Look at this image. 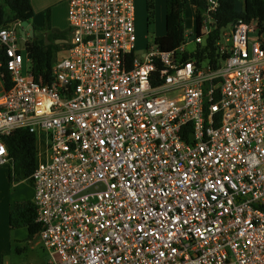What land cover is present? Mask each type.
Here are the masks:
<instances>
[{"label":"built area","instance_id":"obj_1","mask_svg":"<svg viewBox=\"0 0 264 264\" xmlns=\"http://www.w3.org/2000/svg\"><path fill=\"white\" fill-rule=\"evenodd\" d=\"M219 6L139 53L135 0H68L51 84L25 69L21 22L0 28V167L17 129L42 142L47 264H264V28L220 26Z\"/></svg>","mask_w":264,"mask_h":264},{"label":"trees","instance_id":"obj_2","mask_svg":"<svg viewBox=\"0 0 264 264\" xmlns=\"http://www.w3.org/2000/svg\"><path fill=\"white\" fill-rule=\"evenodd\" d=\"M155 0H147V25L149 26L154 15ZM217 18L220 26L243 19L247 22L255 21L259 27L264 28V0H244L243 10H238L237 0H219ZM196 7V17L207 8L208 0H166L165 34L157 36L154 42L163 50L171 51L177 48L184 40L185 25L184 11L186 4ZM35 17L31 0H1L0 2V28L9 27L18 22ZM46 27L50 29L48 42L41 43L34 34L26 41L27 57L30 60L31 71L37 81L51 84L54 80L53 64L58 53L67 49V40L70 30H56L51 28L50 10L45 14ZM212 49L214 50L213 44ZM0 79L6 88L13 86L11 73L7 68V59L0 45ZM13 166L10 168V180H26L33 185L32 175L38 160L37 137L27 128L17 129L12 135L5 138ZM10 225L17 229L25 226L29 239H34L41 231L42 225L37 220V210L34 202L29 201L23 207H17L10 216ZM26 246L17 247L18 252Z\"/></svg>","mask_w":264,"mask_h":264},{"label":"rangeland","instance_id":"obj_3","mask_svg":"<svg viewBox=\"0 0 264 264\" xmlns=\"http://www.w3.org/2000/svg\"><path fill=\"white\" fill-rule=\"evenodd\" d=\"M138 1L135 0L136 4V26H137V50L139 53L145 51L147 47L154 46V39L157 36H162L165 33V11L163 12L161 9H156L154 7V15L151 20L150 25H147V9L139 8ZM155 3V2H154ZM237 8L238 10H243L244 8V0H237ZM146 10V16L144 17V12ZM33 23L36 25L35 35L37 38L42 40V42L46 43V34L43 33V20L45 19V14L47 10L44 12H36ZM54 12V11H53ZM195 14V10L192 4L188 3L185 6L184 11V25L186 30V37L190 35L191 30H193L195 26V19L193 15ZM57 28L58 30L65 31L68 30V22H67V8L65 9L63 6L57 8L55 11ZM32 21V20H31ZM254 25H257L255 22ZM44 34V35H43ZM19 35L21 37V44L24 45L26 36H29V33L23 29L19 28ZM253 34L251 37H254ZM193 45H189L188 48H193ZM25 57V69L28 66L27 62V52L26 49L23 51ZM66 55V48L63 46V50L58 53V58H62ZM3 89L2 81L0 80V93ZM39 152L42 151L43 146L42 142H39ZM42 158V156L40 157ZM5 168L12 167L11 165L3 166ZM7 169V170H8ZM10 180V179H9ZM17 180L13 179L10 181L9 189L5 186L0 188V251L6 250L7 254L4 256V260H2L3 264H47L50 260L49 251L43 247L42 242L38 236H35L34 239H29L28 230L25 229L24 226L19 227L17 229H11L9 223V216L7 214V203H8V194L9 192L18 195V188L14 185ZM31 184L27 182V187L24 186V190L22 192L28 195L30 193L29 185ZM12 185V187H11ZM12 189V190H10ZM28 191V192H27ZM2 236V237H1ZM18 239V240H17ZM26 246V248L18 252L17 247Z\"/></svg>","mask_w":264,"mask_h":264},{"label":"crops","instance_id":"obj_4","mask_svg":"<svg viewBox=\"0 0 264 264\" xmlns=\"http://www.w3.org/2000/svg\"><path fill=\"white\" fill-rule=\"evenodd\" d=\"M137 1H138L137 3H138L139 8H141V6H142V8L147 9V0H137ZM0 2H1V0H0ZM31 2H32V6H33L34 10H36V12H44L45 10H50L51 28L58 30L57 23H56V20H58V19L56 18L55 11L57 10V8L63 6L65 9L67 8V12H68V0H31ZM155 6H156V9L162 8V10L164 12V10L166 8V0H155ZM192 6L195 10V14L193 15V18L196 20V7L194 5H192ZM143 15H144V17L146 16V10H145ZM34 18L32 19V21H30V23L34 26V34H35L36 25L33 23ZM165 19H166V11H165ZM67 22H68V18H67ZM42 29H43V33L45 32V34H46V43H47L48 42L47 36L49 34L50 29L48 27H46L45 19L43 20ZM68 29H69V23H68ZM40 42L44 44L45 40H44V42H42V40H40ZM38 146H39V144H38ZM38 150H39V147H38ZM10 168L11 167H9V169L5 168L3 166L0 167V188L2 186H5L9 189V184L11 181V180H9L10 179ZM26 184H27L26 180L17 181L14 185V188H15V186L18 188V195L13 194L11 192H9V194H8L9 198H8V203H7V214L9 216V223H10V216L12 215V212L17 207H20V206L23 207L29 201L33 202L34 187L32 184H31V186L28 184L30 186L28 191H30V193L28 195H26V193L22 194V192L24 190V186L27 187ZM11 187H12V185H11ZM10 190H12V189H10ZM11 229H13L12 226H11ZM25 229H27V228L25 227ZM6 254H7L6 250L3 251V249H1V251H0V264H3L2 260H4L3 258Z\"/></svg>","mask_w":264,"mask_h":264},{"label":"water","instance_id":"obj_5","mask_svg":"<svg viewBox=\"0 0 264 264\" xmlns=\"http://www.w3.org/2000/svg\"><path fill=\"white\" fill-rule=\"evenodd\" d=\"M21 25L23 27V29H25L28 33L30 37L34 36V26L28 21H22ZM94 187H90L88 190H85L83 193L89 192V191H94ZM100 189H105V184L100 183Z\"/></svg>","mask_w":264,"mask_h":264}]
</instances>
